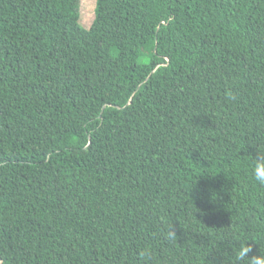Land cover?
<instances>
[{
    "label": "trees",
    "instance_id": "trees-1",
    "mask_svg": "<svg viewBox=\"0 0 264 264\" xmlns=\"http://www.w3.org/2000/svg\"><path fill=\"white\" fill-rule=\"evenodd\" d=\"M79 4L0 0V264L264 251V0Z\"/></svg>",
    "mask_w": 264,
    "mask_h": 264
},
{
    "label": "clouds",
    "instance_id": "clouds-1",
    "mask_svg": "<svg viewBox=\"0 0 264 264\" xmlns=\"http://www.w3.org/2000/svg\"><path fill=\"white\" fill-rule=\"evenodd\" d=\"M251 174L254 180L261 186H264V153L258 152L251 164ZM166 238L175 239L176 233L170 230L166 234ZM253 246L250 243L241 242L235 250L233 264H239L241 261H246L247 264H264V251L253 253Z\"/></svg>",
    "mask_w": 264,
    "mask_h": 264
},
{
    "label": "rangeland",
    "instance_id": "rangeland-1",
    "mask_svg": "<svg viewBox=\"0 0 264 264\" xmlns=\"http://www.w3.org/2000/svg\"><path fill=\"white\" fill-rule=\"evenodd\" d=\"M95 0H80L79 21L84 27H89L94 16Z\"/></svg>",
    "mask_w": 264,
    "mask_h": 264
}]
</instances>
